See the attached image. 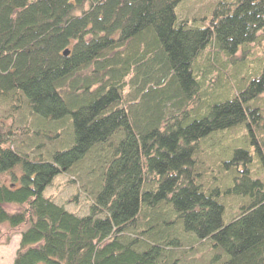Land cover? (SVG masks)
Segmentation results:
<instances>
[{
  "label": "trees",
  "instance_id": "obj_1",
  "mask_svg": "<svg viewBox=\"0 0 264 264\" xmlns=\"http://www.w3.org/2000/svg\"><path fill=\"white\" fill-rule=\"evenodd\" d=\"M185 1L0 0L12 264H264V0Z\"/></svg>",
  "mask_w": 264,
  "mask_h": 264
},
{
  "label": "rangeland",
  "instance_id": "obj_2",
  "mask_svg": "<svg viewBox=\"0 0 264 264\" xmlns=\"http://www.w3.org/2000/svg\"><path fill=\"white\" fill-rule=\"evenodd\" d=\"M217 1L219 0H187L178 6V8L176 9V14L178 15L179 18L181 16L182 18L189 19L190 21L194 19L198 20V18L208 14ZM196 25L198 26V24ZM260 39L261 40L259 43L255 45L254 44L251 45L253 49V57H255L258 54V52L264 53V37H260ZM30 134H32V132H30ZM48 143L50 149H54V146L56 147V145L58 144L57 142H53V140L52 143L51 142ZM204 151L208 155H204V156L202 155L201 159L203 158L202 160L205 162L204 166L206 168H209L213 166L214 158L209 153L210 152L209 147H206ZM1 180H5L6 182H8L9 176L8 175L0 176V182ZM81 192L82 191H80V195H78L77 198L73 200V197L76 196L77 194V190L75 186H71L68 184V177L61 176L55 180L53 186L47 191L46 195L50 196L52 194L53 196H56V200L61 204L65 205L68 208V210L72 212L84 214L87 212L86 210L87 204L85 201V196L84 194H81ZM71 198H72V202H69ZM5 208L10 212H14L16 210V207L14 206H5ZM19 249H20L19 233L10 230V228L7 225L3 226L2 234L0 235V264H12ZM207 253L208 252H206L205 255H202V257L200 258L201 262L203 261V259L204 261L206 260ZM193 258L194 257H192V259ZM196 259H198V257H196ZM183 264H198V260L197 261L188 260V262H185Z\"/></svg>",
  "mask_w": 264,
  "mask_h": 264
},
{
  "label": "water",
  "instance_id": "obj_3",
  "mask_svg": "<svg viewBox=\"0 0 264 264\" xmlns=\"http://www.w3.org/2000/svg\"><path fill=\"white\" fill-rule=\"evenodd\" d=\"M65 55H66V56L69 55V51H66V52H65Z\"/></svg>",
  "mask_w": 264,
  "mask_h": 264
}]
</instances>
